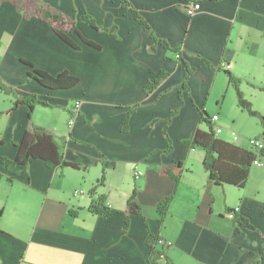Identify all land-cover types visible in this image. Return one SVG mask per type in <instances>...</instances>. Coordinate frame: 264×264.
I'll return each mask as SVG.
<instances>
[{"label":"crops","instance_id":"crops-1","mask_svg":"<svg viewBox=\"0 0 264 264\" xmlns=\"http://www.w3.org/2000/svg\"><path fill=\"white\" fill-rule=\"evenodd\" d=\"M45 1L66 14L89 13L107 30L78 19V31L100 48L67 32L78 43L72 48L52 24L24 18L9 2L0 4V77L18 95L36 93L52 103L32 111L18 104L8 112L13 96L0 89L1 262L146 264L147 236L155 233L169 241L174 264H253L264 251V166L253 165L244 188L218 185L203 165L204 149L190 148L186 140L202 125L197 107L206 109L219 71L228 69L242 80L258 79L264 66V0H207L200 2L194 16L185 10L190 0H129L150 30L120 0ZM151 33L177 47L194 67L186 88L181 85L183 62ZM21 58L53 75L68 70L79 83L72 89L44 88L27 77L29 68L22 66ZM206 60L221 69L208 67ZM162 70L167 78L147 91V82ZM228 80L227 76L226 88ZM260 84L264 89V81ZM76 100L82 101L80 117L69 126ZM173 109L176 114L171 116ZM253 109L264 116V108ZM209 114H218L221 139L254 151L249 137L262 136L261 121L247 131L237 127L235 140V130L223 127L219 113ZM34 125L55 134L65 159L86 169L51 168L35 158L24 165L7 162L15 158L17 143ZM164 129L172 139L169 152L164 151L169 138ZM88 172L93 175L90 182ZM103 172L105 179L96 193L106 195L112 211L108 217L88 209L89 191ZM133 189L142 218L127 212ZM170 195L169 211L160 222L157 204ZM237 206L254 229L229 216L228 209ZM127 216L130 227L125 232Z\"/></svg>","mask_w":264,"mask_h":264},{"label":"trees","instance_id":"trees-1","mask_svg":"<svg viewBox=\"0 0 264 264\" xmlns=\"http://www.w3.org/2000/svg\"><path fill=\"white\" fill-rule=\"evenodd\" d=\"M8 1L10 4L14 5L16 9L21 13L24 18L38 17L40 20L52 24L54 32L57 36L68 43L72 48H77L78 43L69 37L67 32L75 33L84 44H87L94 48H100V44L86 39L77 28V20H82L86 24L94 28H100L107 30L106 27L100 26L94 16L89 13H82L78 17L76 15L66 14L49 3L42 2L41 0H0L2 2ZM41 3H38V2ZM122 3L126 4L129 9L134 14L135 20L146 30H150V26L147 21L142 17L139 11L130 3L129 0H120ZM193 2H203L207 0H190ZM218 1V0H209ZM30 4V5H29ZM32 6V8H30ZM30 8V9H29ZM152 38L155 42L161 43L166 49H170L176 53L178 61H182L185 67V75L182 80V88L187 87V80L190 75L194 72V67H191L188 61H186L177 47H171L166 40L158 39L153 33H151ZM23 65L27 66L29 69L27 71V77L37 81L39 85L44 88L57 90V89H72L79 83V77L71 74L68 70H64L57 75L53 73L40 69L35 64L29 60L23 58L20 59ZM207 66L212 69H221V66H215L206 60ZM227 74L229 84L233 86L236 91V97L238 105L247 110L251 116L260 115L252 108V102L246 99L244 92L241 88V78L237 77L234 73L228 69H223ZM168 72L162 70L158 73L157 77L151 81H148L145 88L147 91H151L159 83L167 78ZM0 89L6 94L13 96V104L8 112H11L18 104L26 105L30 111H32L35 106H50L52 103L43 100L38 97L36 93L30 95L21 96L15 92L14 86L6 84V82L0 81ZM198 121L200 124L205 123V127L197 126L190 137L186 140V143L190 148L202 147L205 151V156H203V165L206 169L208 177L213 183L218 185L232 184L233 186L244 188L247 185L249 174L253 167V160L256 158V152L250 150L249 148L241 147L235 145L233 142L221 139L214 128V123L211 120V115L207 112L205 107H197ZM176 114V110H171V116ZM129 114L127 113L124 118V123L122 128H127V123L129 121ZM80 117V113L78 118ZM77 118V119H78ZM170 120V119H169ZM261 124L264 126V116L260 115ZM164 134L168 136V133L164 129ZM264 137V127L263 134ZM167 149L165 152H169L172 148V139L169 137L167 139ZM18 150L16 151L15 158L12 163H17L19 165H24L29 162L30 159H42L51 168L55 167H70L80 170H85L86 167L82 166L80 163L70 162L65 159V149L63 144H61L56 135L50 130L38 127L34 125L32 128L27 129L22 135L21 141L17 143ZM261 153L264 156V148L261 149ZM172 177L177 179L178 175L172 174ZM105 174L102 173L101 177L94 183V186L89 191L91 198L88 209L94 215H101L103 217H108L112 214L110 205L107 202V197L104 194H97V185L104 182ZM136 190L133 189L129 199L127 200V212L128 214H136L143 217L144 213L140 203L137 201ZM173 200L172 195L163 198L157 204V212L159 214L158 220L162 222L167 216L170 208V203ZM233 210L229 208L228 212ZM234 222H237L248 229H254L248 218L241 216L239 213L235 214L232 218ZM130 227L129 216L124 219L123 231H127ZM159 239H163L162 236L155 233H149L147 236V247L149 249L148 258L146 264H174L170 254L168 252L167 244H160ZM165 239V238H164ZM253 264H264V251L261 249L258 253V257Z\"/></svg>","mask_w":264,"mask_h":264},{"label":"rangeland","instance_id":"rangeland-1","mask_svg":"<svg viewBox=\"0 0 264 264\" xmlns=\"http://www.w3.org/2000/svg\"><path fill=\"white\" fill-rule=\"evenodd\" d=\"M41 1L48 3L45 0H41ZM38 3L41 2L39 1ZM30 8H32V6ZM257 78L258 79L256 80L252 79V77L245 78V80H241L242 81L241 88L243 89V91H245L246 97L252 102V107L262 109L264 108V89L260 84V82L264 81V66L258 72ZM225 80H227V74L222 70L219 71L217 80L214 81L211 95H209V99L206 101V109L208 113H212L213 111L218 112L221 119L220 123H223L222 124L223 127L224 126L230 127L231 129L235 130V134H237L238 136L240 132L237 129V127H241L245 131H247L250 128L252 129L259 127L257 125L260 124V116L259 115L251 116L247 112H244L242 114L240 113V111H242V108L238 105L236 91L233 88V86L230 84L226 88ZM0 81L6 82V84H8L7 80L4 79L3 77H0ZM1 96H3V93L2 95L0 93V103H3V98ZM4 96H6L5 93ZM40 113L41 115H45L44 111ZM214 125L217 126V124ZM201 126L205 127V123H203ZM92 177L93 175L91 174V172H88L87 178L89 182L91 181Z\"/></svg>","mask_w":264,"mask_h":264},{"label":"built area","instance_id":"built-area-1","mask_svg":"<svg viewBox=\"0 0 264 264\" xmlns=\"http://www.w3.org/2000/svg\"><path fill=\"white\" fill-rule=\"evenodd\" d=\"M200 2H193L190 1L185 5V10L189 15H195L197 13V11L200 9ZM227 67V65L225 66ZM82 106V101L81 100H76L74 103V106H72V110H71V116L70 119L68 121V125L72 126L74 124V122L77 120L78 115H79V111H80V107ZM211 120L214 124H216V121L218 120V114H214L211 117ZM215 131L217 133L222 131V128L220 127V125L214 126ZM234 138L235 140H238L239 136L237 134L234 133ZM251 146V148L254 150V152H256L257 156L256 158L253 160V165L254 166H258V167H262L264 166V156L261 153V149L264 148V137H249V142H248ZM141 176V172L137 171L135 172V177L139 178ZM80 191L76 190L75 194H79ZM240 211V207L237 206L235 207L233 210H231L229 213V216L234 218L235 214L238 213ZM159 243L160 244H167L169 246V241L166 239H159ZM0 264H3L0 260Z\"/></svg>","mask_w":264,"mask_h":264}]
</instances>
